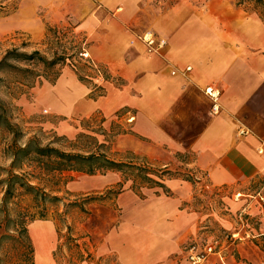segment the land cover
I'll return each mask as SVG.
<instances>
[{"label": "crops", "instance_id": "1", "mask_svg": "<svg viewBox=\"0 0 264 264\" xmlns=\"http://www.w3.org/2000/svg\"><path fill=\"white\" fill-rule=\"evenodd\" d=\"M28 2L30 10L41 4L52 22H72L82 37L81 53L89 58L79 54L84 71L67 65L54 83L39 85L27 110L41 106L62 120L79 119L80 126L98 117L110 122V129L121 127L118 146L151 168L168 169L185 155V167L199 171L224 206L223 212L199 210L193 205L195 180L180 176L160 180L168 193L157 186L133 190L126 182L116 198L104 202L115 208L105 212L102 226L91 234L93 244L75 234L62 248L52 230L49 250L39 261L32 227L46 224L31 223L33 263L190 264L189 244L237 231L251 238L234 244V250L241 255L249 246L256 253V244L264 240L258 236L264 207L251 199L264 194V149L259 153L264 141V7L234 0H171L165 9L146 0ZM148 31L164 41L156 51L140 39ZM208 87L220 91L216 114L204 93ZM19 103L26 107L25 99ZM239 129L247 134L239 135ZM89 177L95 190L121 182L115 172ZM222 242L223 256L211 255L203 264H242L227 259L233 245L224 237Z\"/></svg>", "mask_w": 264, "mask_h": 264}, {"label": "rangeland", "instance_id": "2", "mask_svg": "<svg viewBox=\"0 0 264 264\" xmlns=\"http://www.w3.org/2000/svg\"><path fill=\"white\" fill-rule=\"evenodd\" d=\"M150 5L156 8L165 9L169 6L171 0H146ZM237 2V0H234ZM247 7L252 6L263 8V3H259L258 0H243ZM23 4H26V10L22 8V13L19 9ZM30 4L28 0H0V57L8 49L19 48L21 52H30L34 49L39 50L44 54H50L51 50H61L62 48L58 44L52 43L49 40H45L47 35V27L56 29L59 36L62 37L61 44L67 45L71 36H75L77 41L82 39L80 34H75L73 31V23L69 21H56L52 22L49 19L47 10L39 4L38 7L30 10ZM21 13V14H20ZM27 13V14H26ZM24 15L21 16V15ZM27 22V24H26ZM51 42V43H50ZM26 44V48H21ZM71 66V64H68ZM67 66V65H65ZM64 66V67H65ZM80 67V66H76ZM73 68V67H72ZM78 69V68H73ZM78 73V72H77ZM39 89V85L35 86L28 96L22 95L17 100L12 101L6 98L0 93V98L5 100L13 108L12 122L17 124L22 131L26 134V137L36 135L43 145L51 144L53 147L69 150L73 145V142L77 139V135L89 134L96 138L98 143H104L108 146L109 152L115 155L114 158L121 159L125 153L121 150L119 142L122 140L121 135L116 136L121 132L120 128L110 129V122H100L99 118L89 120L88 122L81 123L79 125V119L75 118H63L50 113V109L38 107L35 111H28L27 106H31L33 99ZM20 99L26 100V107H23L19 103ZM75 119V120H74ZM113 135V136H112ZM5 137L3 131H0V151L2 152L4 142L1 139ZM25 137V138H26ZM9 139V138H8ZM8 141V140H7ZM118 141V142H117ZM86 144V145H85ZM88 143H85L77 139L76 146L86 147ZM178 162H172L168 169L174 174L185 175L189 171L192 176L193 190H195V198L193 205L199 210L204 212L213 213L218 210L224 211V206L219 197H216L208 191L207 186L203 183L204 179L201 178V173L195 169L185 167L184 161L186 158L179 156ZM8 161H5L0 156V169L7 168ZM63 176V175H62ZM65 185L59 184V187H54L55 190L47 186H43L45 192L50 196H57L60 198L57 201H34L30 194H25L23 191L15 193L14 198L9 203L6 210L0 211V264H29L28 248L30 246L28 239L24 234L19 231L18 225L13 227V224H19V220L25 221L24 225L27 228L36 220H45V227L38 229L36 226L34 229V243L38 251H36V257L43 260V254L48 252L50 247L51 231H54V242L59 239L62 244L68 240H73L72 236L75 234L82 235L83 242H95V238L91 234L96 232L98 228L102 226V218H104L105 212L108 210L112 213L114 206L105 205L104 202L113 199L90 200L91 198H98L104 195L106 188L102 190L91 189V177L82 173H65V179H68ZM62 180V179H61ZM42 186L41 184L39 185ZM56 191V189H58ZM3 199V189L0 187V206ZM7 220H10L6 223ZM47 227L50 229L48 230ZM212 228L210 232H212ZM29 234V232H28ZM95 235V234H94ZM93 235V236H94ZM219 236V237H218ZM224 235L214 234V239L222 243V250L225 253L227 249L222 242ZM264 238V237H263ZM260 239V238H259ZM31 246H33L30 239ZM229 244V243H228ZM89 245V244H88ZM258 250L253 252V247L247 246L241 255L234 250V246H231L226 252L227 259L229 256L233 257L237 263L242 264H264V240H259ZM33 248V247H32ZM66 249V248H65ZM65 249L61 250L63 255ZM68 251V250H67ZM66 251V252H67ZM259 251L262 253L260 254ZM54 252V251H53ZM52 252V253H53ZM60 252V253H61ZM56 254V252H55ZM57 252L56 257H60ZM62 255V256H63ZM38 260V258H37Z\"/></svg>", "mask_w": 264, "mask_h": 264}, {"label": "trees", "instance_id": "3", "mask_svg": "<svg viewBox=\"0 0 264 264\" xmlns=\"http://www.w3.org/2000/svg\"><path fill=\"white\" fill-rule=\"evenodd\" d=\"M258 1L263 3L262 0ZM244 3L243 0H237L238 5ZM46 32L45 40L48 41L51 38L52 40L49 41L58 44L62 48L60 51L54 49L48 55L37 49L21 52L19 48H12L6 50L0 57V93L6 98L14 101L22 95L28 96L36 85H41L44 81L54 83L65 65L71 64L78 68L77 71H84L85 65L79 56L82 51V42L77 41L72 35L67 42L68 46H65L61 44L62 37L56 29L47 27ZM23 45L21 48H26V44ZM79 78L85 79L81 75ZM13 108L0 98V131L5 134V137L1 139V142H4L1 154L2 158L8 161L7 168L0 169V187L3 189L0 211L6 210L15 193L20 191L30 194L35 202L59 200L57 196H50L45 192L43 186L55 190L54 187H59V184L65 185L70 178H63L65 173H82L89 176L107 172L118 173L121 177L120 183L107 190L104 195L90 199L100 201L111 199V197L116 198L126 182H131L133 190L145 186H157L166 193L168 190L160 182L165 176H180L193 182L189 172L180 175L168 169L148 167L138 155L132 152L127 151L120 157L121 159H116L115 155L109 152L106 144L98 143L96 138L89 134L79 133L76 136L78 140L88 143L86 147H77V139L69 150H62L51 144L43 145L36 135L26 137L22 129L12 122ZM58 190L59 188L56 189ZM9 221L7 220L6 223ZM18 223L13 224V227L18 225L20 233L28 239L30 246H27L28 259L26 260L29 264H34L29 234L27 228L23 226L25 221L20 219ZM67 242L72 240L67 238Z\"/></svg>", "mask_w": 264, "mask_h": 264}, {"label": "built area", "instance_id": "4", "mask_svg": "<svg viewBox=\"0 0 264 264\" xmlns=\"http://www.w3.org/2000/svg\"><path fill=\"white\" fill-rule=\"evenodd\" d=\"M140 39L142 42L149 48L150 51H156L157 49L161 48L164 45L163 40H157L155 35L152 32H145L140 36ZM80 56L87 60L89 58V55L87 52L83 51ZM204 93L208 96V98L211 100L212 106L211 111L213 114L218 113L220 105V91L216 88H205ZM239 135L243 136L247 134V131L245 129H239L238 130ZM264 149V141L262 143V147L259 149V153L263 152ZM241 197V194H236L235 198L238 199ZM251 199H256L261 207H264V194L258 193L253 196H251ZM245 214L242 212L239 214V221L240 224L245 225L246 219ZM242 222V223H241ZM259 237H264V215H263V227L262 231L258 234ZM224 242L229 244H236L244 240H249L251 238L250 233H243L240 234L239 231L229 234H224ZM222 243L219 241L213 239L210 242L204 241L200 244L198 243H191L187 246V260L190 262V264H203L209 256L211 255H218L219 257L223 256L224 252L222 250Z\"/></svg>", "mask_w": 264, "mask_h": 264}, {"label": "bare ground", "instance_id": "5", "mask_svg": "<svg viewBox=\"0 0 264 264\" xmlns=\"http://www.w3.org/2000/svg\"><path fill=\"white\" fill-rule=\"evenodd\" d=\"M62 101V100H61ZM63 103V102H62Z\"/></svg>", "mask_w": 264, "mask_h": 264}]
</instances>
